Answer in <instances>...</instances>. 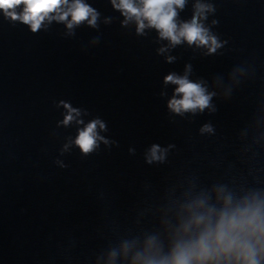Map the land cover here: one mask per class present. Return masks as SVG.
Segmentation results:
<instances>
[{
    "label": "clouds",
    "instance_id": "9594fccd",
    "mask_svg": "<svg viewBox=\"0 0 264 264\" xmlns=\"http://www.w3.org/2000/svg\"><path fill=\"white\" fill-rule=\"evenodd\" d=\"M111 2L124 15L125 25L134 19L137 33L143 34L145 28H154L159 37L168 40L172 46L186 41L189 45L205 47L208 54H214L226 43L211 34L201 23L206 19L207 12L215 11L211 4L197 3L191 21L178 25L176 9H182L185 0H139V4L135 0ZM21 5L22 11H17ZM0 11L11 21L28 25L33 33L41 29L45 20L49 23L52 20L66 22V27L71 30L85 21L95 27L98 17L96 10L83 0H72L71 3L69 0H0ZM216 23L214 20L213 24ZM165 50L161 48L159 51L163 53ZM172 59L168 57L169 62ZM188 71L190 66L183 76L172 73L164 77L165 84L176 85L168 101L169 110L178 115L196 113L197 110L203 112L205 109L215 111L211 101L216 94L208 92L202 82L191 81ZM61 103L67 110L63 124L68 125L80 116V111L63 101ZM76 122L83 124L82 120ZM98 125L101 130H105V123L94 119L78 131L74 143L85 155L98 147V141L109 143L98 134ZM200 131L212 133L214 129L210 124H205ZM166 153L167 149L153 144L146 160L149 164L163 162ZM205 204V199H197L187 206L190 216L177 230L178 238L167 256L160 254L155 237H151L146 241L144 251L132 256L131 264H261V259H264V202L254 200L229 208L231 197L226 196L223 198L224 207L219 213L213 208L202 211ZM193 228L199 229L195 237L190 235ZM130 247L128 244L123 246L125 256ZM115 255L113 252L112 256Z\"/></svg>",
    "mask_w": 264,
    "mask_h": 264
}]
</instances>
